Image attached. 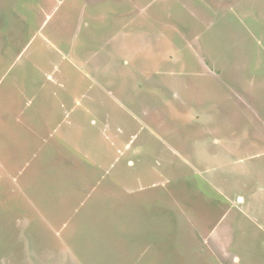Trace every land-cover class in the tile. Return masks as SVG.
<instances>
[{
  "label": "rangeland",
  "instance_id": "rangeland-1",
  "mask_svg": "<svg viewBox=\"0 0 264 264\" xmlns=\"http://www.w3.org/2000/svg\"><path fill=\"white\" fill-rule=\"evenodd\" d=\"M0 264H264V0H0Z\"/></svg>",
  "mask_w": 264,
  "mask_h": 264
}]
</instances>
